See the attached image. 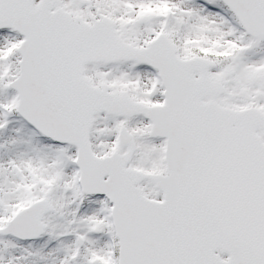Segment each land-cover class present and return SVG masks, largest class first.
Returning <instances> with one entry per match:
<instances>
[{"label":"snow or ice","instance_id":"1","mask_svg":"<svg viewBox=\"0 0 264 264\" xmlns=\"http://www.w3.org/2000/svg\"><path fill=\"white\" fill-rule=\"evenodd\" d=\"M0 264H264V0H0Z\"/></svg>","mask_w":264,"mask_h":264}]
</instances>
